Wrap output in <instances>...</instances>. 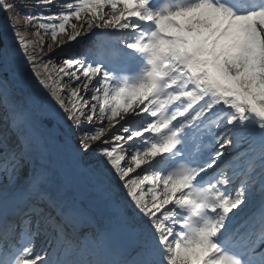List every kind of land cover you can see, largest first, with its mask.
I'll return each mask as SVG.
<instances>
[{"label":"snow or ice","instance_id":"6c2138e0","mask_svg":"<svg viewBox=\"0 0 264 264\" xmlns=\"http://www.w3.org/2000/svg\"><path fill=\"white\" fill-rule=\"evenodd\" d=\"M20 7L0 264H264V0Z\"/></svg>","mask_w":264,"mask_h":264},{"label":"bare ground","instance_id":"6f19581e","mask_svg":"<svg viewBox=\"0 0 264 264\" xmlns=\"http://www.w3.org/2000/svg\"><path fill=\"white\" fill-rule=\"evenodd\" d=\"M3 37H4V46L5 48L14 46V39H13V30L12 28L6 27V30L2 29Z\"/></svg>","mask_w":264,"mask_h":264},{"label":"rangeland","instance_id":"374dc122","mask_svg":"<svg viewBox=\"0 0 264 264\" xmlns=\"http://www.w3.org/2000/svg\"><path fill=\"white\" fill-rule=\"evenodd\" d=\"M20 23L22 22V21H19ZM47 38V37H46ZM66 38V37H65ZM48 50L47 49H45V52H47Z\"/></svg>","mask_w":264,"mask_h":264}]
</instances>
